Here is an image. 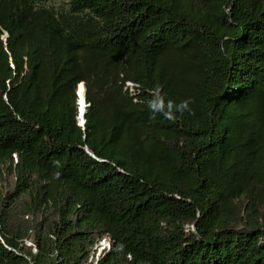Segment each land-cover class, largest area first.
Wrapping results in <instances>:
<instances>
[{"label": "trees", "instance_id": "1", "mask_svg": "<svg viewBox=\"0 0 264 264\" xmlns=\"http://www.w3.org/2000/svg\"><path fill=\"white\" fill-rule=\"evenodd\" d=\"M47 1L0 0V264H264V0Z\"/></svg>", "mask_w": 264, "mask_h": 264}, {"label": "built area", "instance_id": "2", "mask_svg": "<svg viewBox=\"0 0 264 264\" xmlns=\"http://www.w3.org/2000/svg\"><path fill=\"white\" fill-rule=\"evenodd\" d=\"M128 82H130V81H126L125 83H128ZM130 83H131V88H133L134 84L132 82H130ZM79 84H81L82 90H83L84 96H85V90H84L83 82H80V83H78L76 85L75 91L77 92V88H78ZM125 87H128L127 84L125 85ZM75 96H76L75 97V107H76L75 120H76V124L78 126H80L81 128H83L84 125H85L84 120H82V117H80V116L78 117L77 116V115H79L78 114L79 105H78V103H76L79 100L78 97H77V93H75ZM83 102H84V105H85L86 110H87V107L89 106V103L86 102V99L84 101V98H83ZM25 243L28 244V245H31L30 242L26 241ZM111 243H112V240L108 236H104V237L100 238L97 241V243L93 246V248L91 250V253H90L89 258H88V264H96L97 261L100 259V257L103 256V254L110 248Z\"/></svg>", "mask_w": 264, "mask_h": 264}, {"label": "bare ground", "instance_id": "3", "mask_svg": "<svg viewBox=\"0 0 264 264\" xmlns=\"http://www.w3.org/2000/svg\"><path fill=\"white\" fill-rule=\"evenodd\" d=\"M77 97L79 99V109H78V114L80 117H84V114L86 112V107L84 105V102H83V98H84V92L82 90V86L81 84L78 85V88H77Z\"/></svg>", "mask_w": 264, "mask_h": 264}, {"label": "rangeland", "instance_id": "4", "mask_svg": "<svg viewBox=\"0 0 264 264\" xmlns=\"http://www.w3.org/2000/svg\"><path fill=\"white\" fill-rule=\"evenodd\" d=\"M44 4L45 5H53L55 7H63L65 2L63 0H49V1L45 2ZM2 36H3V39H5L6 34H3ZM126 84L128 86L127 91L130 93L133 90V88H131V83L128 82V83H125V85ZM82 129H84V127Z\"/></svg>", "mask_w": 264, "mask_h": 264}, {"label": "water", "instance_id": "5", "mask_svg": "<svg viewBox=\"0 0 264 264\" xmlns=\"http://www.w3.org/2000/svg\"><path fill=\"white\" fill-rule=\"evenodd\" d=\"M84 90H85V86H84ZM75 93H77L76 91H75ZM84 101H85V96H84ZM76 103H79V100L76 102ZM78 117H79V115H77ZM81 120V119H80ZM82 120H84V123H85V117H82ZM84 149H85V147H84ZM86 150V149H85ZM86 152L91 156V157H93V158H95V159H97L96 157H95V155L94 154H92L91 152H89V151H87L86 150Z\"/></svg>", "mask_w": 264, "mask_h": 264}, {"label": "clouds", "instance_id": "6", "mask_svg": "<svg viewBox=\"0 0 264 264\" xmlns=\"http://www.w3.org/2000/svg\"><path fill=\"white\" fill-rule=\"evenodd\" d=\"M180 110H184L188 108V101H182L181 104L179 105ZM171 118V117H169Z\"/></svg>", "mask_w": 264, "mask_h": 264}]
</instances>
